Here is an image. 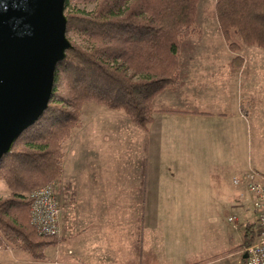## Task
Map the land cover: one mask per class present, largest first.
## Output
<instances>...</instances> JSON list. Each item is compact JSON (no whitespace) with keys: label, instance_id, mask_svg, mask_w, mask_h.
<instances>
[{"label":"crops","instance_id":"crops-1","mask_svg":"<svg viewBox=\"0 0 264 264\" xmlns=\"http://www.w3.org/2000/svg\"><path fill=\"white\" fill-rule=\"evenodd\" d=\"M201 24L207 31L185 39L179 81L153 98L146 127L123 110L83 103L59 182L73 201L66 229L76 232L78 255L59 264L110 263L118 228L141 264H240V249H230L241 227L257 229V213L233 178L251 169L240 163L250 131L264 151V49L231 51L216 20Z\"/></svg>","mask_w":264,"mask_h":264},{"label":"trees","instance_id":"trees-1","mask_svg":"<svg viewBox=\"0 0 264 264\" xmlns=\"http://www.w3.org/2000/svg\"><path fill=\"white\" fill-rule=\"evenodd\" d=\"M197 3L64 1L70 46L56 63L48 105L0 158V179L9 189L0 196V246L12 245L42 259L44 250L59 242L55 236L38 235L30 224L27 193L61 175L63 144L79 125L83 103L123 110L140 127L151 122L153 98L179 81L182 41L198 33ZM214 7L230 50L238 51L242 45L264 49V0H215ZM242 62L236 55L231 66L238 68ZM242 109L247 113L243 105ZM256 230L255 223H247L242 242L230 250L252 244ZM240 264H245L243 257Z\"/></svg>","mask_w":264,"mask_h":264},{"label":"water","instance_id":"water-1","mask_svg":"<svg viewBox=\"0 0 264 264\" xmlns=\"http://www.w3.org/2000/svg\"><path fill=\"white\" fill-rule=\"evenodd\" d=\"M64 1L0 0V158L48 105L70 46Z\"/></svg>","mask_w":264,"mask_h":264},{"label":"rangeland","instance_id":"rangeland-1","mask_svg":"<svg viewBox=\"0 0 264 264\" xmlns=\"http://www.w3.org/2000/svg\"><path fill=\"white\" fill-rule=\"evenodd\" d=\"M214 5H215V0H198L196 17H195V28L197 29L198 33H199V29L202 30L203 32L207 31L206 28L202 27L201 24L202 20H206L207 18H209L212 21L215 20L217 21L215 16ZM78 7L80 9H90L92 5H87V6L79 5ZM185 39L182 41V44L184 43ZM251 46H256V45H251ZM242 47L246 48L247 45H242L241 48ZM259 144H260L259 142L257 143L253 140L252 131H250L248 136H246L245 138L244 145L240 148V163L245 166H248V168H251L261 174H264L262 173L264 172V168L262 165L264 164V151L260 150ZM51 181H56L58 183V195L61 204V216H60V224H59L60 234L55 236L57 239H59V242H57L55 245H51L47 247L44 250V257L42 259H35L31 257L26 251L20 250L12 245H8L6 247L0 246V264H59V262L62 261L64 258H68V257L74 258L78 255L76 232L69 233V231H67L66 229V225L68 224L67 222L68 221L70 222L72 218L71 214H72L73 201H71L70 198L68 197H67V201L63 200L62 191H64V188L66 186L63 185V182L59 183L61 182L60 176ZM60 186L64 188H61ZM8 193H9L8 187L6 186L5 182L2 179H0V196L7 195ZM251 214L253 213H250V215ZM120 220L121 217H117V221L120 222ZM117 226H119V224ZM123 230L119 228L117 229L118 246L116 248V252L113 255L111 253L112 260L113 259L114 260L108 264H127L125 263V261L128 260L130 264H141L138 262L140 255H138L135 252L132 253L129 252L128 248L126 249L125 244H123L124 233H125ZM242 232H243V227L240 228V241L242 238ZM256 232L258 233V230H256ZM256 238H257V234H256ZM244 249H245L244 247L240 248V257H239L240 259H241V255L244 252ZM72 264H76V262ZM142 264H146V263H142ZM153 264H156V262H153Z\"/></svg>","mask_w":264,"mask_h":264},{"label":"built area","instance_id":"built-area-1","mask_svg":"<svg viewBox=\"0 0 264 264\" xmlns=\"http://www.w3.org/2000/svg\"><path fill=\"white\" fill-rule=\"evenodd\" d=\"M243 182L252 196V206L257 213V238L244 249L245 264H264V174L253 169L243 176L234 177L233 183ZM30 199L29 221L36 232L45 236L60 234L61 204L58 195V183H49L35 187L28 193ZM229 221L233 217H228Z\"/></svg>","mask_w":264,"mask_h":264}]
</instances>
